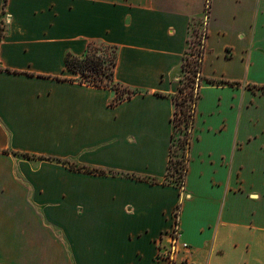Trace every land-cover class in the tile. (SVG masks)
Wrapping results in <instances>:
<instances>
[{"label":"crops","instance_id":"1","mask_svg":"<svg viewBox=\"0 0 264 264\" xmlns=\"http://www.w3.org/2000/svg\"><path fill=\"white\" fill-rule=\"evenodd\" d=\"M206 5L0 0V264H168L178 207L175 264H264V0H211L184 187L169 175ZM90 44L116 49L125 99L67 67Z\"/></svg>","mask_w":264,"mask_h":264},{"label":"trees","instance_id":"2","mask_svg":"<svg viewBox=\"0 0 264 264\" xmlns=\"http://www.w3.org/2000/svg\"><path fill=\"white\" fill-rule=\"evenodd\" d=\"M209 10V9H207ZM97 44H90L84 56L74 57L68 56L66 64L67 67L74 73L79 74V81L83 84H87L94 87H114V72L117 65V53L116 49L107 46L112 49L115 54L113 58L98 56L99 48ZM103 45V44H102ZM205 45L202 44V48L192 50V47L186 53L183 62V72L190 73L192 77L190 81L183 82L178 95L175 97L176 111L172 119L173 127L180 129V124L185 122L188 129L186 133V144L190 145L192 140V131L189 130V124H194L195 114L189 113L191 108L196 107L199 92L202 86L201 69L204 60ZM197 54V55H195ZM91 78V79H86ZM189 89V90H188ZM187 93V94H186ZM114 102L113 104H115ZM196 111V108H195ZM182 116L185 117L182 118ZM179 122L176 124V122ZM179 124V125H178ZM176 130L173 133L172 143L176 139Z\"/></svg>","mask_w":264,"mask_h":264},{"label":"rangeland","instance_id":"3","mask_svg":"<svg viewBox=\"0 0 264 264\" xmlns=\"http://www.w3.org/2000/svg\"><path fill=\"white\" fill-rule=\"evenodd\" d=\"M204 21L205 19H201L198 23V25L196 26V30L193 34L192 37V41L194 40L196 41H201V34H203L204 32ZM196 47L193 48V50L197 49L199 47V43L195 44ZM99 48V53L98 56L103 55L104 57H111V59L113 58L115 52L110 49L109 47H107L106 45H102V44H97L96 45ZM196 55V54H195ZM182 81L183 82H188L190 81V78L192 77V75L190 73L186 74L183 73L182 75ZM86 79H91V78H86ZM113 89H116V93H118V97L116 100H121V99H125L127 97V95L130 94L129 91H127L126 89L117 86L114 84ZM187 94V93H186ZM176 111V109H175ZM182 118H184L185 121V117L182 116ZM179 123L178 121L176 122V124ZM179 125V124H178ZM180 129H175L174 127V131L176 130L177 135H176V139L174 140V142L172 143V152H171V158H170V165H169V175L171 176V180L172 181H179L180 180V175L182 173V168L185 165V161H186V157H187V144H186V133L188 132V129L185 125V122L181 123L180 125Z\"/></svg>","mask_w":264,"mask_h":264},{"label":"built area","instance_id":"4","mask_svg":"<svg viewBox=\"0 0 264 264\" xmlns=\"http://www.w3.org/2000/svg\"><path fill=\"white\" fill-rule=\"evenodd\" d=\"M209 9V10H207ZM210 9H211V0H207V5H206V12H205V16L203 19H205L204 21V32L203 34H201V41H192L190 44V47H192V50L194 47H196V43H199V47L197 49H195V53L197 52V50L200 48H202V44L206 45V39L208 37V21L210 18ZM7 18L9 19V16H7ZM6 18V19H7ZM7 23L6 20H4L1 23V30L3 31L6 27ZM194 51V50H193ZM197 55V54H196ZM195 105L194 107L191 108L190 112L191 114H195ZM193 127L194 124L190 125L189 124V130L193 131ZM190 145L187 144V147L189 148ZM188 151V150H187ZM185 165L182 168V173L180 175V180L178 181V184L181 188L184 187V182H185V178H186V172H187V157H186V161H185ZM181 228H180V208H176L175 211L172 214V226L171 229L168 231L167 236L169 238V244L170 247L168 250H166V258L168 260V264H175L176 263V256L177 254L182 250V249H188V244L186 243H182L181 242Z\"/></svg>","mask_w":264,"mask_h":264}]
</instances>
